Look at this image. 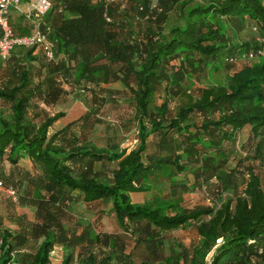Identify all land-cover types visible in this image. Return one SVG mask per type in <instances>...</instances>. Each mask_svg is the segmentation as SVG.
Wrapping results in <instances>:
<instances>
[{
    "label": "trees",
    "instance_id": "obj_1",
    "mask_svg": "<svg viewBox=\"0 0 264 264\" xmlns=\"http://www.w3.org/2000/svg\"><path fill=\"white\" fill-rule=\"evenodd\" d=\"M190 1H52L39 27L53 43V58L42 46H32L14 48L0 59V100L10 108L8 114L0 110V177L5 182L0 180L17 194L20 187V203L33 211L29 222L0 229V264H49L57 244L65 249L62 264L71 262L77 245L85 251L79 264H264V186L248 165L243 189L236 193L240 160L232 162L243 129L257 140L256 148L264 142V57L256 54L257 60L249 58L254 61L237 70L236 61L228 59L262 50L264 0H204L187 7ZM172 9L179 11L178 19L166 24ZM243 17L253 21L256 36L240 41L237 29L231 36L223 21ZM8 18L17 34L33 29L22 14ZM35 48L46 60L37 74L29 64ZM26 51L29 56L20 59ZM218 59L232 64L226 82L187 92L185 76L204 72ZM116 80L130 91L135 110L139 142L129 151L89 137L105 102L95 88ZM87 81L95 86L90 108L50 131L65 111L51 113L46 106L68 97L71 89L84 91ZM162 84L167 97L153 104L150 98ZM178 95L177 111L168 116L167 98ZM37 115L42 119L36 121ZM5 161L11 170L1 167ZM186 168L197 178H215L219 191L232 194L218 206L179 210L180 197L156 204L132 201L131 192L148 189L162 177L174 185L171 176ZM79 200H110L121 227L152 252L164 242L159 232L189 223L198 240L191 247L174 240L171 253L153 263H136L124 251L122 235L93 231L90 222L74 219L68 206ZM40 237L33 253H20L30 238ZM95 245L109 251L99 255L91 250Z\"/></svg>",
    "mask_w": 264,
    "mask_h": 264
},
{
    "label": "rangeland",
    "instance_id": "obj_2",
    "mask_svg": "<svg viewBox=\"0 0 264 264\" xmlns=\"http://www.w3.org/2000/svg\"><path fill=\"white\" fill-rule=\"evenodd\" d=\"M26 1L27 0L21 1L23 10L26 7ZM52 1L55 2L56 0ZM202 1L204 2V0H191L187 4V7ZM10 13L14 15L19 13L25 18V15L23 14L24 11L21 13L12 10ZM178 14V10L172 9L169 12L166 24L176 22ZM236 20L233 21L224 18L223 29H226L228 34L232 36V30L237 29L235 36L240 41L249 40L256 36V32L251 28L253 21L248 17H243L242 21H240V19L238 21ZM23 22L27 24L30 23L27 21V18H25ZM27 51L21 53L19 58L26 60V56H29ZM30 55L35 57L29 60L32 72L37 74L39 69L42 73L44 71L43 66H45L46 62L43 54L38 48H35ZM261 56L264 57V54ZM254 59L257 60L258 57H255ZM253 61L254 60L251 59H240L236 61L235 65L233 64V67L236 66V70L241 69L243 66L248 65ZM231 66L232 64L227 63L224 59H218L209 68H206L204 72L199 73L196 76H185L182 84L185 86L187 92L197 94L201 87L209 83H225L227 76L233 72ZM36 79L37 76L35 75L33 76L32 81H35ZM82 84L83 85L81 86L84 87V91L81 89L79 90L78 88L71 89L68 93V97L54 105L46 106L48 112L51 113L59 109L65 111V115L53 123L50 127V131L59 128L90 108L93 95L92 91L95 86L88 81L83 82ZM101 88L102 90L95 88V91L98 92L97 95L103 96L105 102L99 108L97 114V117H99L98 122L89 132V137L98 145H109V143L115 142L119 148H124L126 151H129L139 142L138 130L133 118L135 110L130 97V91L121 80L102 83ZM181 96L182 95L173 97L168 96V116H174L176 113ZM166 97L167 94L165 96L164 85L162 84L161 87L155 91L150 100L153 104L159 105ZM9 109L10 108L0 100L1 113L8 114L10 111ZM34 119L39 121L42 119V116L37 115ZM74 130L78 132L77 128ZM256 144L257 140L247 136L246 131H242L239 135V141H237L233 147L235 155L233 154L234 159L232 162L235 163L236 159L240 160L237 162L238 174L236 193H240L243 189L247 175L246 167L248 165L253 166L254 170L259 174L264 186V142L259 143L257 148ZM21 162L26 164L23 159ZM97 165L99 164L97 163ZM1 167L5 171L12 169V166L8 161H5ZM0 179L4 181L3 178L0 177ZM171 181L175 184L170 185L168 178L163 177L160 178L158 183L150 182L148 184V189L135 190L130 193L131 199L136 203L156 204L157 202H160V199L165 202L180 197L179 208L175 209L179 210L182 208L191 209L199 206H218L222 199H225L232 194L231 192L222 193L219 191L215 178H205L203 176L197 178L194 171L190 168L175 171L171 176ZM17 190V198L14 199L0 188V229L3 227L17 228L23 222H29V220L32 219V207L29 204L20 203L19 195L22 192V189L18 187ZM68 207L70 212L73 213L71 214L74 219L80 220L82 223L90 222V228H92L93 231L115 232L122 235L125 242L124 251L130 253L131 259L136 263H139L142 260L153 263L164 255L171 253L174 250V240H179L189 247L195 244L198 240L194 223H189L178 228L159 232L163 235L164 242L162 246L157 247L154 252H152L150 248L145 246L144 242L140 241L136 243L135 235H131L129 230L126 231L121 227L114 211L112 210L110 200H97L90 202L89 204L79 200L78 202H72ZM207 218L208 216L205 215L204 219ZM41 241L42 237L30 238L27 244L19 250L20 253H22V251L33 253ZM58 245L59 244L55 246L57 248L53 249V252H50L49 264H62V258L65 256V249L63 246L58 248ZM91 250L101 255V251H109V247L95 245L91 247ZM83 254H85V251L77 245L74 248V255L69 264H79Z\"/></svg>",
    "mask_w": 264,
    "mask_h": 264
},
{
    "label": "built area",
    "instance_id": "obj_3",
    "mask_svg": "<svg viewBox=\"0 0 264 264\" xmlns=\"http://www.w3.org/2000/svg\"><path fill=\"white\" fill-rule=\"evenodd\" d=\"M22 0H0V57L7 58L16 47H40L44 48L45 55L48 58H53V43L40 30V19L52 7L51 0H27L26 7L23 10L21 6ZM113 1V0H112ZM12 10L23 12L25 18L31 22L33 29L29 33L17 34L14 32L12 25L9 22L8 15ZM61 10V7L58 8ZM255 28V26L253 27ZM262 50L257 52L250 50L239 57H229L230 60H244L255 57L256 54H261ZM0 188L9 196L16 199L17 191L12 185H4L0 180ZM220 241V237L217 238ZM57 247H54L55 249ZM60 248V247H58ZM50 252H53L54 250ZM54 254V253H53ZM210 264V262H208Z\"/></svg>",
    "mask_w": 264,
    "mask_h": 264
},
{
    "label": "crops",
    "instance_id": "obj_4",
    "mask_svg": "<svg viewBox=\"0 0 264 264\" xmlns=\"http://www.w3.org/2000/svg\"><path fill=\"white\" fill-rule=\"evenodd\" d=\"M16 48H18V47H16ZM262 54H264V42H263V45H262ZM1 58V57H0ZM235 68H236V66H235ZM242 131H246L245 129H243ZM132 193V192H131ZM89 204V203H88ZM74 210V209H73Z\"/></svg>",
    "mask_w": 264,
    "mask_h": 264
}]
</instances>
